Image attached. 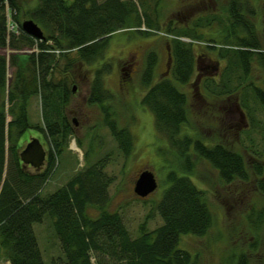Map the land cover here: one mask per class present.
<instances>
[{"label": "trees", "instance_id": "trees-1", "mask_svg": "<svg viewBox=\"0 0 264 264\" xmlns=\"http://www.w3.org/2000/svg\"><path fill=\"white\" fill-rule=\"evenodd\" d=\"M34 1L33 6L28 4L26 8L23 0H0V48L7 46L8 35L10 49L36 47L38 50L24 56L11 54L8 61L0 54V262L44 264L33 224L42 223L47 216L64 264H93L92 253L96 255L94 264H194L191 254L179 247L182 236L205 235L212 225V216L204 191L186 174L195 167L192 157L209 163L218 172L222 184L237 180L248 182L251 178L241 153L220 140L205 142L198 131H188V96L179 86L191 83L197 55L193 43L180 37L201 39L204 35L191 33V25L177 28L170 22L165 26L167 32L161 34L159 4L162 0ZM240 2L231 0L226 8L228 20L246 33L239 35L237 28L231 30L233 27H230L227 36L233 37L234 49L225 50L224 56L216 53L229 63L222 73L225 78L221 84L213 82L212 88L209 87L211 78L203 82L206 95L213 94L215 100L230 101L235 92L229 85L228 69L238 66L245 77L243 81H248L254 59L264 69V52L259 50L254 38V27L248 23L247 16L235 11ZM7 12L16 22L18 15L24 12L41 27L44 38H33L20 28L17 35L9 34ZM131 25L141 35L159 33L165 37L166 50L171 57L170 76L153 81L157 57L150 50L140 75L145 87L141 103L152 112L156 132L165 136L170 150L184 161L185 167V173L170 170L166 175L168 186L154 205L162 224L150 231L141 227L136 237L130 235L119 212L105 209L109 202L110 178L103 172L104 160L87 159L86 166L75 172L66 184L51 193H42V187L54 172L57 157L68 149L70 139L76 138L73 123L65 113L73 93L71 85L76 81L75 68L101 63L111 37ZM143 25L146 30L140 28ZM204 39L209 41L207 37ZM200 47L204 54L215 49ZM8 65L15 71L6 92ZM111 69L110 63L95 68L86 101L100 106L104 125L118 141L122 152L128 155L133 145L132 136L126 127L118 126L116 111L109 103L115 96L104 84V76ZM246 83L264 111V87ZM236 90L240 93L233 98L239 97V103L245 108L248 102L245 87L240 84ZM34 94L40 97L42 127L32 125L27 116V102ZM30 127L44 133L49 145L45 165L38 172L23 167L19 159V140ZM80 143L77 140V144ZM90 151H86V156ZM255 168L256 185L264 193V172L259 166ZM89 209L100 212L93 217ZM252 216L254 219L256 213ZM239 264L245 263L240 259Z\"/></svg>", "mask_w": 264, "mask_h": 264}, {"label": "rangeland", "instance_id": "rangeland-1", "mask_svg": "<svg viewBox=\"0 0 264 264\" xmlns=\"http://www.w3.org/2000/svg\"><path fill=\"white\" fill-rule=\"evenodd\" d=\"M97 1L101 3L103 0ZM226 1L162 0L159 4V22L162 25L159 32L161 34L167 32L165 26L169 22L174 23L177 28L191 25V33L201 32L204 35L203 38L195 39L182 36L180 39L193 43L195 54L202 51L200 46L217 47V50H212L214 53L212 54L213 62L208 59L206 62L218 63L219 69L198 73L195 69L191 83L184 87L179 86L188 96V131H198L199 135L204 137L205 142L220 140L230 146L232 150L241 153L250 170L251 177L248 182L237 180L229 185L222 184L218 172L209 163L192 157V160L195 161V167L192 171H187L186 174L191 177L196 186L204 191L205 199L211 211L212 225L203 236H182L179 247L191 254L194 264H239L240 259L245 264H264V193L257 187V180L254 177L255 166L261 167L264 172V111L254 99L249 86H246V82H253L264 87V69L254 59L249 68L248 81H243L245 77H243V72L238 66L228 69L230 70L229 85L235 89L230 101H225L226 99L215 100L213 94L206 95L207 90L203 84L204 80L208 78H211L210 88L214 86L213 82L221 84L225 78L222 73L229 67V63L227 59L217 57L216 53L221 52L223 55L225 50L232 51L234 49L233 37L227 36L230 27H233L232 22L230 23L228 20V10H226L227 12L219 10L231 2V0ZM27 2L23 0V7L27 8L28 4L29 7L35 4L34 0H27ZM212 5L217 7V15H214L209 21L198 19L200 16L203 17V13L207 10H213ZM250 5L255 7L253 17L255 20L252 22L254 25L253 35L259 50L264 52V0H251ZM191 8L193 11L188 18L179 17L178 13H183ZM26 19L29 18L24 12H21L16 22L10 18L9 12H7L8 33L15 32L17 35L18 29H21V23ZM140 28L146 30L144 25ZM134 29L131 25L125 30L115 32L101 63L75 68L76 81L71 85L72 87L75 86V90L71 94L65 113L73 123L76 138H71L68 149L57 157L54 162V172L51 173L45 186L42 187V193H51L66 184L75 172L84 168L87 159L92 162L104 160L103 172L110 178L109 202L105 209L111 212H119L132 237L139 235L141 227L150 231L162 224V219L154 210V205L168 186L166 175L170 170L179 174L185 173L184 161L170 150L165 136L156 132L152 112L141 103L145 87L140 82V75L146 66L147 53L150 50L154 51L157 57L153 81L170 76L171 70L170 68L167 70L166 66L168 52L165 37L158 35L159 33L141 35ZM234 29L238 31L239 35L243 36L246 33L241 27L234 26L231 30ZM154 31L156 30L152 32ZM205 37L211 38L210 41H205ZM224 39L228 41L226 43L221 42ZM6 43L5 48H0V54L7 61L11 54L24 56L38 51L36 47L19 50L10 49L8 35ZM132 55L135 56L133 60H137L138 63L137 71H134L131 77L127 78L124 77L123 60L127 56L132 57ZM106 63H110L112 69L110 73L104 76V84L115 96L109 103L113 104L116 111L115 118L118 126L126 127L133 139V145L128 155L122 152L118 141L112 137L104 125L100 106L89 105L86 101L95 68L104 66ZM14 71L15 69L8 65L6 92ZM121 82H123L122 86H120ZM240 84L245 87L248 99L245 108L239 103V97L233 98L240 93L236 90ZM4 100L7 109L6 96ZM236 105L239 106L244 115V123L242 122L239 127L236 125V121L240 118L241 113ZM76 112L77 114L74 115L73 113ZM27 116L32 125L42 127L39 95H31L28 99ZM74 118L77 122L73 121ZM9 120L10 117L8 116L7 121ZM78 123L79 126L77 127ZM31 137L39 138L48 152L49 145L45 134L32 127L21 136L18 152L25 147ZM77 140L81 142L80 145L77 144ZM89 149L91 150L90 154L86 156V151ZM7 159L9 161L6 156V161ZM26 169L34 171L31 166ZM144 170H149L154 174L158 186L146 198H140L135 195L133 187L139 174ZM262 176L264 177V173ZM99 212L95 209H89V215L93 217L98 216ZM253 213H256L254 219ZM33 229L44 264H64L60 260V248L54 236L50 219L46 216L42 223L33 224ZM91 261L93 264L96 261L94 253H92ZM0 264L9 263L0 262Z\"/></svg>", "mask_w": 264, "mask_h": 264}, {"label": "water", "instance_id": "water-1", "mask_svg": "<svg viewBox=\"0 0 264 264\" xmlns=\"http://www.w3.org/2000/svg\"><path fill=\"white\" fill-rule=\"evenodd\" d=\"M21 30L36 39H43V31L41 27L32 19H26L21 23ZM75 86L72 87V91ZM241 115L243 112L239 108ZM19 159L23 167L31 166L35 171H40L45 165L46 151L37 137H31L25 147L19 152ZM158 184L154 174L149 170L142 171L136 179L133 191L136 196L146 198L153 193Z\"/></svg>", "mask_w": 264, "mask_h": 264}, {"label": "flooded vegetation", "instance_id": "flooded-vegetation-1", "mask_svg": "<svg viewBox=\"0 0 264 264\" xmlns=\"http://www.w3.org/2000/svg\"><path fill=\"white\" fill-rule=\"evenodd\" d=\"M250 1L251 0H245V1L241 0L240 4L236 6V10L235 11H238L241 15L247 16V20L249 21L248 23L250 25H253L252 22H254V20H255V18H253L254 15H255V7H254V5H250ZM206 6L209 7V5H206ZM228 6L229 5H225L222 8H220L219 10L225 12L227 10L226 8ZM212 7L214 8L213 10H207L205 13H203L204 20H212V17L214 15H217V12H216V11H218V10H216L217 7H215L214 5H212ZM263 7H264V5H263ZM256 10H257V8H256ZM192 11H193V8H191L190 10L184 11L183 13L181 12V13H178V14H179V17H182V18L186 19V18H188V16L191 14ZM212 11H213V13H212ZM210 39L211 38H209V41H210ZM124 41L126 42L125 39H124ZM215 49H217V47ZM212 54H214L212 51L210 53L207 52L206 54H204L201 51L200 53L196 54L197 57H196L195 69H196L197 73L198 72H211L212 70L214 71V70H218L219 69L218 63H215V64L211 63V62H213ZM133 58H135V56L132 55V57L131 56L130 57L127 56L123 60V72L125 74L124 77L130 78L131 74L134 71L135 72L137 71L136 69H137L138 63H137V60H133ZM204 58H205V60H204ZM206 59H208L211 62H206ZM170 62H171V57L168 54L167 55V63H166L167 70L170 68ZM236 108L239 111V106L238 105H236ZM73 114L75 115V114H77V112L73 113ZM73 121L77 122L76 118H74ZM242 122L244 123V117L240 114V118L237 119L236 125L239 127L242 124ZM78 126H79V123H78L77 127ZM75 128H76V125H75ZM45 151H46V156H47V150L45 149Z\"/></svg>", "mask_w": 264, "mask_h": 264}]
</instances>
